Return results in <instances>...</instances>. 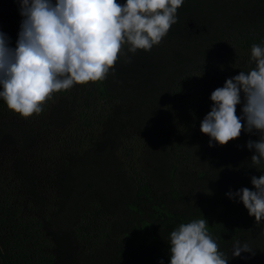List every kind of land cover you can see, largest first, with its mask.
<instances>
[{"label":"trees","instance_id":"trees-1","mask_svg":"<svg viewBox=\"0 0 264 264\" xmlns=\"http://www.w3.org/2000/svg\"><path fill=\"white\" fill-rule=\"evenodd\" d=\"M227 1L184 0L177 22L158 45L135 53L125 45L100 87L112 108L104 113L102 105L86 98L78 111L82 129L76 138L55 143L57 158L44 157L33 174L19 167V187L1 186L0 264L66 262L60 247L67 238L78 245L81 264H170L171 232L199 219L208 222L207 231L228 264H264V220L256 223L238 198L226 195L244 187L254 190L251 177L264 175V161L253 165L255 151L246 146L259 140V133L242 131L238 139L211 147V165L197 170L203 192L171 183L180 161L177 152L193 149L187 138L211 110V93L256 67L250 55L237 73L217 79L214 72L225 65L217 59L211 66V57L225 39L229 44L232 33L248 53L264 42V0ZM0 32L15 48L20 31ZM196 64H207L208 73H200ZM242 107L243 102L237 112ZM0 115L19 116L2 98ZM120 136L128 141L125 150L132 146L146 154L147 168L130 179L122 171L138 166V155L136 163L120 161L114 153ZM26 137L27 145L31 139ZM102 139L105 144L93 149ZM234 141L243 144L241 154H235ZM87 181L90 188L84 189ZM237 241L253 252L232 256Z\"/></svg>","mask_w":264,"mask_h":264},{"label":"clouds","instance_id":"clouds-1","mask_svg":"<svg viewBox=\"0 0 264 264\" xmlns=\"http://www.w3.org/2000/svg\"><path fill=\"white\" fill-rule=\"evenodd\" d=\"M24 18L15 48L0 32V98L14 113L27 119L43 111L54 93L74 85L106 79L125 45L128 51H150L177 22L184 0H19ZM256 67L227 79L210 96L211 110L200 131L220 146L243 132L259 133L249 140L253 165L264 161V47L253 44ZM243 102L242 116L237 106ZM243 121V122H242ZM253 189L241 188L226 195L238 198L249 216L264 220V175L251 177ZM206 219L181 224L170 234V264H228L209 235ZM237 241L232 256L251 253ZM161 264L163 262L161 261Z\"/></svg>","mask_w":264,"mask_h":264},{"label":"rangeland","instance_id":"rangeland-1","mask_svg":"<svg viewBox=\"0 0 264 264\" xmlns=\"http://www.w3.org/2000/svg\"><path fill=\"white\" fill-rule=\"evenodd\" d=\"M227 2L231 3L229 0ZM23 19L20 14L19 0H0V29L20 31ZM256 35H258L257 32ZM239 39L238 34L232 33L229 44L227 43V39H225L224 43L219 45L220 49L217 50L218 55L216 57L208 55V58L212 56L210 60L211 66L215 65L217 59H221L220 63L225 65L224 68L218 65V71H215V75H213L217 79L220 77L224 80L226 76L229 78L237 73L240 66H243L251 55V52L248 53L240 48L238 44ZM260 45L264 47V42L262 41ZM196 67L200 69V71L197 70L200 73L202 72L204 75L208 73L205 72V68L208 67L207 64H199L198 66L196 64ZM104 82L105 79L99 85L98 82H90L85 85L77 84L69 90L54 93L53 97L43 105V111L40 114H34L27 119L20 115H0V188L1 186L10 188L12 183L16 187H19V167L22 169V166H27L28 172L33 174L37 169L42 168L44 157H49L50 159L53 157L54 160L57 158L58 150L55 143L59 145L58 140L63 137H65L63 140L76 138L75 134L82 129L83 123L81 117L78 115V111L81 105H86L84 103L86 98H92L102 105L101 111L104 113L112 108L108 105L105 100L106 97H103L100 91V87L104 86ZM237 115L242 116V112H237ZM109 128L106 127L104 131ZM130 131L133 130L131 129ZM127 133L128 135L130 134L129 132ZM189 134L190 136H188L187 140L190 143H194L193 149L183 154L177 152L180 156V161H176L177 172L171 177L173 179L171 183L178 184L184 189L195 187L196 189L198 188L199 192H203L200 186V182L202 181L199 179L197 170H206L211 165L210 150L215 142L213 141L212 146H209L210 137L200 131L199 123H194ZM26 136H29L31 139L27 145L25 142ZM104 139H106V136ZM120 139V143L116 145L114 153L119 155V159L123 164L129 165L130 163L128 162H131L132 159L136 163L138 155L139 167L127 166V169L122 171L125 177L130 179L135 173L144 171L147 168L145 166L147 165L145 160L146 154L144 151L137 154V149L132 146H127L125 150L123 144H128V141L122 136H120ZM104 144L105 140L102 139L98 146H94L93 149H99ZM242 147L243 144H239L236 141L233 142L235 154H241L243 152ZM190 184H196L197 186H189ZM90 185L91 182L87 181L84 189L90 188ZM144 203L147 205L149 201H145ZM31 207V205L27 206L28 209ZM38 217L41 218V215L39 214ZM121 219L122 216L112 220L118 221ZM40 220L44 222L43 218ZM71 241L68 238L62 241L60 253L67 258V261L63 263L59 261L58 264L84 263V260L79 255L78 245L73 240Z\"/></svg>","mask_w":264,"mask_h":264}]
</instances>
